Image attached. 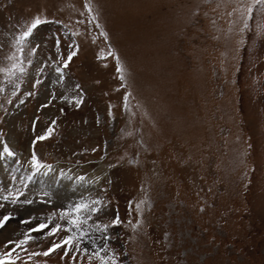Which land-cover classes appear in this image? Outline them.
I'll use <instances>...</instances> for the list:
<instances>
[{"label":"rangeland","instance_id":"obj_1","mask_svg":"<svg viewBox=\"0 0 264 264\" xmlns=\"http://www.w3.org/2000/svg\"><path fill=\"white\" fill-rule=\"evenodd\" d=\"M88 2L91 12L86 0H0L6 47L37 14L62 21L34 29L39 48L17 81L20 92L0 93V136L17 153L0 160V195L10 183L21 188V178L27 185L14 202L0 200V216L14 213L0 227V254L46 214L100 195L103 220H121L108 229L121 264H264V3L248 14L241 5L251 0ZM69 45L75 54L60 80L54 69ZM110 53L119 54L124 80ZM6 54L0 50V66ZM0 83L8 85L2 74ZM81 94L79 107L60 99ZM53 119L52 134L33 145ZM33 147L53 171L28 181ZM95 171L104 174L100 183L77 190L74 177L93 180ZM65 234H34L24 247L42 252ZM81 239L89 253L75 264H99L87 256L102 246L100 235L93 229ZM62 247L5 264H73Z\"/></svg>","mask_w":264,"mask_h":264},{"label":"snow or ice","instance_id":"obj_2","mask_svg":"<svg viewBox=\"0 0 264 264\" xmlns=\"http://www.w3.org/2000/svg\"><path fill=\"white\" fill-rule=\"evenodd\" d=\"M257 2V0H251L247 6L241 5L242 8H245L246 13L251 14L253 5ZM261 3H264V0H260ZM86 7H88V11L91 12L92 8L88 0H86ZM93 19H97V17H93ZM56 23L62 24V21H57L54 17L49 20V17L45 15L43 19L40 14L35 15L27 22L25 25L20 26L17 30L10 33L9 39L10 44L6 47L4 44H0V50H4L7 54L4 59L7 64L4 66H0V74H2V78L4 81L8 82L6 86L4 83H0V93L6 91V88L10 86L12 88L11 95L15 96L17 92L21 90V84L17 81L21 76H24L28 72V67L34 64L33 57L35 56L39 44H33L31 42L34 37V29L37 28L38 25L42 23ZM100 27L99 24L96 25ZM107 39V33H101ZM56 50L59 52L60 48V38L56 37ZM78 48V45L75 46ZM110 47V46H109ZM70 50L67 52V58L62 60V64H56L55 72L59 74V79L63 80V70L69 65V62L73 58L75 51L72 49V46L69 45ZM116 55L117 60V72L120 73V79H125L126 69L122 65L120 61V57L118 53H110ZM47 64V61L44 62ZM43 69H40V73L42 74ZM40 83L39 79H36L33 83ZM80 86L77 85V88ZM31 95V93H28ZM129 93H124L125 107H127ZM56 99L55 94L52 97L46 98L45 103L41 105V108H46L51 105ZM60 99L65 100L68 104L74 105L75 107H79L82 103V94L80 96L73 95L71 98L67 96H61ZM11 102V101H9ZM22 102V101H21ZM61 112L64 109H60ZM35 124V121H33ZM56 124V120H52L51 124L47 127V129L32 140V144L35 145L37 141L44 140L54 131L53 125ZM93 148L91 151H95ZM17 156L16 151L10 146V143L3 136H0V160H7L8 158H15ZM18 162V161H17ZM119 163V162H117ZM30 171L27 174V179L30 181L33 178V174L41 171V172H51L53 171V166L41 158L38 157L35 148L33 147L30 155ZM17 171V170H13ZM65 173L61 170L59 172V176L63 177ZM18 177L16 175L11 176V180L15 181ZM77 182H86V183H94L95 181L100 180L99 176L93 178L92 181H86V177L84 174L77 175L74 177ZM21 188L25 191L27 190L26 182L21 178ZM21 188H16L13 184H9L7 189L4 191L3 195H0V200L4 201H15L17 198L22 196ZM45 193H41V197H45ZM51 201L49 200V203ZM104 199L102 196L97 195L95 199L90 197H81L77 201L70 202L67 206L62 207L58 213L54 215L46 214L44 217L40 219L38 223H34L33 226L28 227L27 230L21 234V237L17 240H9L8 244L12 245L9 248L8 254L3 255L0 254V264H5L6 260L15 261L19 259L21 254L25 257V259H31L36 255H44L48 256L49 253H53L55 249L61 248L65 255L71 254L73 258V264H75V259L78 253H89L88 248H82V239L87 238V233L95 229V232L100 235V239L102 241L101 244H94V250L88 254L87 259L92 261L93 257H95L99 264H121V261L118 259L119 253L114 251L109 247L108 241L111 239L110 233L108 231L110 225L115 226L121 223L119 215L116 214L113 218L108 221L103 220L104 213ZM132 202H129V209H131ZM137 210H139L140 205H136ZM14 215L13 212L9 211L2 216H0V227L6 225V222L10 220V218ZM34 218L32 216L26 217L21 223L27 224L29 221H32ZM140 224V220H136L135 223L131 224V227L135 229ZM60 232L66 233L59 239H53L50 245L41 251H35L29 253L24 247L29 241L35 240L37 235L42 236H59ZM37 234V235H34ZM15 253V255H13ZM36 264H46V261H36Z\"/></svg>","mask_w":264,"mask_h":264},{"label":"bare ground","instance_id":"obj_3","mask_svg":"<svg viewBox=\"0 0 264 264\" xmlns=\"http://www.w3.org/2000/svg\"><path fill=\"white\" fill-rule=\"evenodd\" d=\"M53 173V172H52ZM90 175L91 176H93V178L94 177H96V176H99L100 177V180H98V181H95V183L96 182H98V183H100V181L103 179V177H104V174H102V173H100V172H93V173H90ZM86 181H92V180H86ZM95 183H86V182H82L80 185H76V189L77 190H79V191H83V190H85V189H90V190H92L93 188H95V186H94V184ZM69 186V185H68ZM64 192V191H63ZM70 193H72V191L70 192V190H68V193L67 192H65V193H63L64 195H66V197H67V199H69L70 197H69V195H70ZM74 194H76L75 192H73Z\"/></svg>","mask_w":264,"mask_h":264}]
</instances>
